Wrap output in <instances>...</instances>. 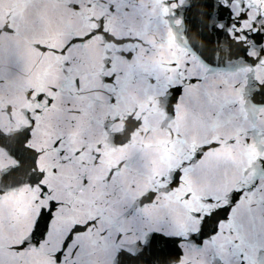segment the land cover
I'll list each match as a JSON object with an SVG mask.
<instances>
[{
	"label": "water",
	"instance_id": "water-1",
	"mask_svg": "<svg viewBox=\"0 0 264 264\" xmlns=\"http://www.w3.org/2000/svg\"><path fill=\"white\" fill-rule=\"evenodd\" d=\"M181 72L200 82L184 81L174 113L169 88ZM257 79L264 0H0V254L59 201L50 224L41 218L44 242L16 264H56L70 230L86 222L91 230L71 242L82 255L70 248L65 264H116L154 230L196 231L195 212L242 189L219 231L197 236L202 246L184 241L179 262L159 254L174 245L157 239L129 264H264ZM217 139L222 147L185 165Z\"/></svg>",
	"mask_w": 264,
	"mask_h": 264
},
{
	"label": "snow or ice",
	"instance_id": "snow-or-ice-1",
	"mask_svg": "<svg viewBox=\"0 0 264 264\" xmlns=\"http://www.w3.org/2000/svg\"><path fill=\"white\" fill-rule=\"evenodd\" d=\"M256 35L255 33L253 34ZM247 58V57H246ZM252 66H255L258 62L260 57H252ZM173 65L176 66V62H173ZM190 67L189 62H185V68ZM187 80L189 86L196 87L199 82L200 78L196 76H185L183 72L180 73V80L179 82L173 84L169 91L172 93V99L174 101V109L173 112L178 108L179 103L184 99V94L186 92V87L184 81ZM259 98V99H257ZM38 100L44 99V97L37 96ZM252 100L254 103L258 104L259 106H264V80L257 79L254 82V90L252 93ZM220 140H210L208 143L200 144L198 148H196L190 160L185 162V165L192 164L197 161H203L204 157L217 149L218 147H222ZM261 166L264 167V158H261L260 161ZM182 176L183 172L177 170L175 173V178L172 180L171 184L168 185L173 191L180 187L182 183ZM255 186V185H253ZM47 190L46 188L42 189V191ZM242 189H233L230 194V204L226 206H220L218 208H214L208 212H195L194 218L199 221V227L194 232H189L184 235L180 236H169L163 231L154 230L148 234L146 241H137L140 244V251L138 253H129L126 249L120 250L117 253L116 264H129L130 259H135L137 256L143 255L144 251L150 249L152 244L155 240H163L165 242H171L174 245V250H167V249H160L159 254L161 256H175L176 260L179 262L181 258L185 255V249L183 247L184 241H192L197 246H202L204 241L197 239V236L204 237L206 234V229L210 227V232L207 235H215L219 229L220 225L228 219L229 213L233 206H235L240 197L242 195ZM186 199H191L190 193H185ZM156 196L153 194L150 199L149 203L156 204ZM206 202L208 204L214 203L213 197L206 198ZM60 204L59 201H50L48 207L41 208L40 214L37 216L35 225L31 232L28 233L26 237H21L18 242L11 245L7 253L0 254V264H16V257L23 256L25 251L29 248H35L38 245L42 244L46 238L47 233H41L39 238L36 239L37 233L40 230L41 218L47 216L48 223L50 224L54 219V214L58 205ZM211 222V224H210ZM92 227V222H86L84 225L74 226L69 234L64 239L62 246L56 250L55 252V260L56 264H65L64 254L70 248L75 253V256L79 257L82 255V251L78 250V247H73L71 242H73L76 236L83 234L86 231H90ZM24 264H33V262L25 261Z\"/></svg>",
	"mask_w": 264,
	"mask_h": 264
}]
</instances>
